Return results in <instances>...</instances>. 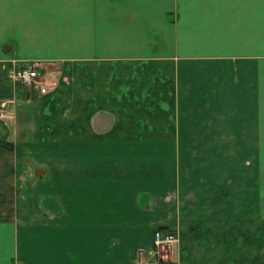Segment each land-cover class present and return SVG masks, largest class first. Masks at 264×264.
I'll return each mask as SVG.
<instances>
[{"label": "crops", "instance_id": "1", "mask_svg": "<svg viewBox=\"0 0 264 264\" xmlns=\"http://www.w3.org/2000/svg\"><path fill=\"white\" fill-rule=\"evenodd\" d=\"M10 97L0 264H264V0H0Z\"/></svg>", "mask_w": 264, "mask_h": 264}, {"label": "built area", "instance_id": "2", "mask_svg": "<svg viewBox=\"0 0 264 264\" xmlns=\"http://www.w3.org/2000/svg\"><path fill=\"white\" fill-rule=\"evenodd\" d=\"M62 72L39 60H22L16 62L14 80L29 92L47 94L58 87ZM14 97L0 99V118H9L8 109L15 104ZM178 242L174 230L156 229L153 234V261L157 260L161 250L172 248Z\"/></svg>", "mask_w": 264, "mask_h": 264}, {"label": "trees", "instance_id": "3", "mask_svg": "<svg viewBox=\"0 0 264 264\" xmlns=\"http://www.w3.org/2000/svg\"><path fill=\"white\" fill-rule=\"evenodd\" d=\"M0 143L3 144L4 146H6L9 149H12L13 148L12 143L11 142H8L7 140L0 139Z\"/></svg>", "mask_w": 264, "mask_h": 264}, {"label": "rangeland", "instance_id": "4", "mask_svg": "<svg viewBox=\"0 0 264 264\" xmlns=\"http://www.w3.org/2000/svg\"><path fill=\"white\" fill-rule=\"evenodd\" d=\"M154 245V244H153ZM162 259L161 258H159V256H157V262H160Z\"/></svg>", "mask_w": 264, "mask_h": 264}, {"label": "water", "instance_id": "5", "mask_svg": "<svg viewBox=\"0 0 264 264\" xmlns=\"http://www.w3.org/2000/svg\"><path fill=\"white\" fill-rule=\"evenodd\" d=\"M167 228V226H159V229Z\"/></svg>", "mask_w": 264, "mask_h": 264}]
</instances>
